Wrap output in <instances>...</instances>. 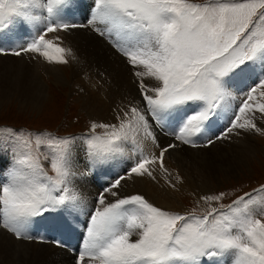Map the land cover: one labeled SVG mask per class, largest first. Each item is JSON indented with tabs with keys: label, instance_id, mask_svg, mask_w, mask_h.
I'll return each instance as SVG.
<instances>
[{
	"label": "snow or ice",
	"instance_id": "obj_1",
	"mask_svg": "<svg viewBox=\"0 0 264 264\" xmlns=\"http://www.w3.org/2000/svg\"><path fill=\"white\" fill-rule=\"evenodd\" d=\"M76 29L106 38L124 57L139 99L114 110V123L92 120L81 133L0 125V229L35 240L40 221L76 231L83 215L74 264H264V183L227 204L226 192L194 194L208 205L202 214L121 192L134 177L155 181L157 170L177 189L182 177L169 179L166 154L181 145L264 135V0H0V57L67 64V53L77 61L60 46V33ZM21 36L31 39L16 43ZM158 131L172 142L162 145ZM42 138L55 142L49 156L39 154ZM126 145L135 152L128 160ZM77 180L97 185L91 208Z\"/></svg>",
	"mask_w": 264,
	"mask_h": 264
},
{
	"label": "bare ground",
	"instance_id": "obj_2",
	"mask_svg": "<svg viewBox=\"0 0 264 264\" xmlns=\"http://www.w3.org/2000/svg\"><path fill=\"white\" fill-rule=\"evenodd\" d=\"M35 14L37 16L46 15V11L42 14L40 10H37ZM60 35L64 37L60 46L66 49L71 48L78 57L77 61H73L67 53L63 54L69 60L70 77L57 62H48L40 56H37L40 60L35 57L37 61L35 67H31L32 63L24 57L19 59L12 56L0 57V67L8 65L10 69L16 71L20 78L14 80L13 83L19 96L29 98L31 102L36 103L44 99L46 95L45 78L40 69L42 66L44 67L42 70L44 69L48 75H53L57 82H69L71 90L73 88L74 91L80 93L84 109L93 119L99 122L106 120L114 123L116 115L114 110L127 105L130 101L139 99L136 95L135 78L131 75L129 66L125 65V59L110 48L103 37L87 29H80L79 38H76L71 32L60 33ZM93 37L96 38L95 43L100 46L99 48L91 45ZM46 38H52V34ZM17 42L25 43V40H17ZM131 83L134 85L127 89ZM7 91L9 92L10 89L8 88ZM157 134L162 145L171 142L170 139L162 137V133L159 131ZM236 138L233 136L229 144L217 142L209 150H190L180 147L170 154H166V167L172 173V177L169 179H173L175 182L176 174L182 177V184H177L178 190L168 187L165 177L157 170L155 181L147 176L134 177L124 182L121 192L124 194L139 192L157 206L181 209L184 201L179 195L183 192L190 190L200 194L208 191L214 185V180L219 177L220 173V169L214 165L221 162L227 164L228 166L223 169L225 175L238 171L245 165L248 166L247 158L254 156L257 152L256 139L241 137L237 140ZM141 146L144 147L143 144ZM147 147L150 148L151 145H147ZM134 155L132 146L126 145L122 159L128 160L129 156ZM112 177L102 176L100 181L107 183L106 179ZM75 186L91 208L95 200L94 196L98 191L97 185L77 180ZM74 222L76 223V221ZM32 234L36 237L35 240L22 241L0 229V264H74L72 261L74 255H71L63 246H57L55 242H48V245L40 244L39 238L43 237L42 234L39 231ZM132 238L136 239L137 237L133 236Z\"/></svg>",
	"mask_w": 264,
	"mask_h": 264
},
{
	"label": "rangeland",
	"instance_id": "obj_3",
	"mask_svg": "<svg viewBox=\"0 0 264 264\" xmlns=\"http://www.w3.org/2000/svg\"><path fill=\"white\" fill-rule=\"evenodd\" d=\"M71 33L76 38H79L80 29L73 30L71 31ZM30 39L31 36H21L17 40L29 41ZM104 39H105V43L110 48L113 49V47L108 42V40L106 38ZM95 40L96 38L93 37L91 41V45L97 46L99 48L100 46L95 43ZM17 43L24 44L20 42ZM4 46L7 47L8 44L5 43ZM53 54L55 55V53ZM31 56L32 54H29L26 56H22L21 58L23 57L25 59L27 58L26 60L32 63L31 67H35L37 64L36 59L39 58H37L36 56V59H33ZM124 62L125 65L128 66L125 60ZM58 64L61 67H63L68 77H70L71 71H70L69 63L67 64L58 63ZM42 68L44 67L40 66L41 72L43 73V76L45 78L46 95L45 98L42 99L41 101L33 103L29 100V98L20 97L19 92L16 90L14 86L13 82L18 80L20 78V75L13 69H10V66L8 65L4 67L3 66L0 67V125H4V124H11L12 126L19 125L25 128L26 130H28L29 132H33L34 130L35 131L42 130L47 133H52L56 136L81 133L83 131H86L90 121L95 119H93L85 111L83 106V100L80 96V93L78 91H74L73 88L71 90L69 82L66 83L57 82L53 75L46 74L45 70L44 69L42 70ZM32 70L35 71L34 69ZM133 85L134 84L131 83L130 87L127 89H130ZM10 86L12 87V89ZM8 88L10 89L9 92L7 91ZM244 91H247V89H244ZM234 95L237 98L233 101H229L230 103L233 104V106H235V104H238L240 102V99L243 98V92L234 93ZM122 107L124 106H120V108ZM101 122L110 123L109 121L106 120ZM221 123H225V121H221ZM103 131H104L103 129H97V132L100 134H102ZM168 136L169 135L162 133V137L171 140L170 136L169 137ZM241 137L244 138L254 137L257 143L256 145L257 152L255 153L254 156L247 158L249 162L248 166L245 165L241 167V169H239L238 171H234L229 175H225L223 169H225L228 166L227 164L221 162L218 165H214L215 167L220 169L219 177L217 176L218 178L214 180V185L208 191L202 192L199 195L226 192L229 193L230 195L226 196L223 203L227 204L230 203L231 200L234 199L236 195L242 194L245 191H250L252 188L257 187L260 183H264V135L249 133L247 135L237 137L236 139L239 140L241 139ZM42 140L45 147L40 150L39 154L42 157L49 156L50 153H53L55 151V142L45 138H42ZM231 140L232 139L221 140L218 142L223 144H229ZM33 143H35L34 135H33ZM180 147L185 149L187 148L190 150H197V149L209 150L210 148H212V147L190 148L184 145H181ZM9 154H10V150H9ZM117 166L114 165L113 172L115 173H119L120 171L122 172L124 165L118 164ZM44 167L49 175L55 177V172L50 167L49 164L45 163ZM117 169H119V171H117ZM112 178L106 180L109 181ZM194 194L197 193L188 190L183 192L181 195H179L182 201H184L183 206L181 209H173V210L186 209L190 211L193 208H195L198 214H202L203 211L208 208V205L202 204L198 206L196 204V196ZM94 197H96V195ZM85 218L86 217L81 215L80 221L84 220ZM80 221H76V223L73 222V226L76 229V231L51 227L49 226V221L46 220L40 221L39 224L36 226L37 231H39L42 234V236L45 237L46 239L44 238L43 241L41 242L39 238L40 241L39 243L48 245V242L53 243L59 240L61 241L63 248L69 251L71 255H74L73 249H75L77 244L80 242L79 232L82 231L83 229V225L80 223ZM72 261L74 263V258L72 259Z\"/></svg>",
	"mask_w": 264,
	"mask_h": 264
},
{
	"label": "trees",
	"instance_id": "obj_4",
	"mask_svg": "<svg viewBox=\"0 0 264 264\" xmlns=\"http://www.w3.org/2000/svg\"><path fill=\"white\" fill-rule=\"evenodd\" d=\"M4 125H11V124H4ZM17 127H21V126L18 125Z\"/></svg>",
	"mask_w": 264,
	"mask_h": 264
}]
</instances>
